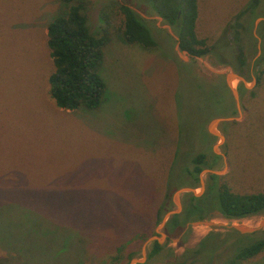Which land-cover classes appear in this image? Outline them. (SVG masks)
Returning a JSON list of instances; mask_svg holds the SVG:
<instances>
[{
	"label": "rangeland",
	"instance_id": "obj_1",
	"mask_svg": "<svg viewBox=\"0 0 264 264\" xmlns=\"http://www.w3.org/2000/svg\"><path fill=\"white\" fill-rule=\"evenodd\" d=\"M82 1L92 32L106 30L111 34L102 67L106 99L95 110L62 109L49 93L54 65L47 44L48 25L67 6L59 0H0V264H27L18 252L25 244L13 242L17 236L30 234L25 228L34 215L30 207H44L53 213L50 219L62 222L94 218L92 234H87L93 242L102 240L105 227L108 234L120 235L119 223L129 227L125 233H134L133 227L145 221L147 210H153L161 200V170L166 172L170 165L178 130L183 129L185 144L196 136V152L222 156L213 170L220 172L235 192L264 191V73L259 72V86L256 73V69L264 71V39L259 27L264 20L256 25V19L264 16V0L257 7L250 6L252 0H199V33L209 44L220 41L222 46L195 58L180 49L179 35L149 0ZM121 4L145 20L159 42L157 48L124 41ZM247 9L241 18L247 30L237 28L236 18ZM218 51L227 65L217 58ZM241 52L248 58V65L242 69L233 58ZM233 72L246 79L231 80L241 95V112L237 109L235 115L223 116L235 119L216 125V131L225 135L222 141L209 131L217 117L203 130L201 124L208 115L227 109L223 99L228 92L233 98L227 82ZM198 80H202L201 86ZM210 83L220 87L215 89ZM251 90L258 94L252 95ZM182 159L177 161L181 171ZM175 170L171 176L174 186L185 179ZM209 173L203 170L200 179L206 183ZM192 188L200 193L201 181ZM263 218L228 219L212 214L206 220L213 225L195 222L188 225L182 243L179 236L163 244L179 255L186 248L197 247L212 231L224 233L234 229L233 225L258 227ZM12 221L23 223L24 229L14 224L10 231H4ZM77 230H71L73 235H78ZM160 232L157 235L161 236ZM223 236L222 232L208 235L201 247L203 260H210ZM241 237L231 258L224 260V244L211 262L195 264H232L240 247L264 238V228L254 236ZM79 246L81 241L71 249ZM167 252L150 258L149 264H165ZM135 257L142 258V251ZM234 264H264V250Z\"/></svg>",
	"mask_w": 264,
	"mask_h": 264
},
{
	"label": "trees",
	"instance_id": "obj_2",
	"mask_svg": "<svg viewBox=\"0 0 264 264\" xmlns=\"http://www.w3.org/2000/svg\"><path fill=\"white\" fill-rule=\"evenodd\" d=\"M59 1L66 5L67 9L56 15L48 25L47 44L54 65V70L49 76V93L56 105L62 109L74 110L82 107L87 110H95L106 99L107 84L102 76V67L105 61V49L110 42L111 34L106 30L99 34L92 32L85 12V1ZM149 1L153 9L173 26L179 35L180 49L188 52L190 56L194 58L207 56L216 47L221 48L222 42L209 44L207 38L200 37L197 34L195 29L198 14L197 0ZM260 2L261 0H252L250 6L257 7ZM119 10L123 15L120 28L125 42L137 43L145 48H154L155 46L157 48L159 46L153 31L140 15L128 5L121 4ZM247 12L248 9L236 18L234 26L247 30L241 21V18ZM259 27L262 30L261 37L264 39V21L259 24ZM219 51L216 52L217 58L221 63L227 65L228 63L221 59L222 54ZM233 58L237 59L241 69L248 65V58L245 57L244 52H241L237 58L233 55ZM260 71H262L261 74L264 73L262 68L256 69L257 86L260 85L262 80V76H259ZM201 81H197L199 86H201ZM210 85L215 89L220 87L219 84L210 83ZM250 92L252 95L258 94L257 90H251ZM228 94L223 99L227 109L205 117L201 124L202 130L204 125L213 117L231 116L237 113L234 98ZM182 131L183 129L178 130L169 167L166 172L161 170L163 173L162 180L164 181L161 187V200L154 205L153 210H147L145 216H148V218H144L145 221L142 220L137 226L133 227L134 233H125V229L129 227L119 223L121 227L120 235L108 234L105 231L108 227H105V230L100 234L102 240L93 242L91 236L87 234L92 232L94 218L87 220L86 217H83L72 220L73 223L69 221L62 222L54 218L50 219L53 213L46 212L44 207H27L35 215L32 219L30 217V225L25 224L26 231H30V234L17 236L13 242L14 244L16 242L25 244L21 246L22 250L18 251L22 252L19 254L22 261L25 260L27 264H71L72 262H76L74 264H94L92 263V260H94L95 264H130V261L142 251L141 246L144 242L151 236L157 235L156 227L162 222L166 213L174 208L171 194L184 186L197 187L200 185V174L203 170L216 169L219 162H221L222 156L219 154H208L205 151L198 150L196 152V136L193 135L192 140L189 139L187 144L183 143ZM207 135L211 138L210 134ZM182 156L184 159H182L181 165H184V168L181 171L180 165L177 167V161L179 162L178 159ZM173 165L177 167L176 170H179L185 176V179L175 186L171 182V176L175 170V168H172ZM214 212H219L228 219L263 216L264 191L235 192L232 186L223 180L222 176L212 172L209 173L205 191L201 195L190 192L185 193L182 212L172 215L167 221L164 230L168 234V240L180 236V242L182 243L189 232V223L208 219ZM27 220L29 219L27 218ZM42 220H45V225L41 223ZM14 224H16V228L24 229L23 223L16 221L13 223L12 221V223L6 225L4 231H10L11 225ZM69 229L70 231L78 229L80 232L77 230L78 235H73V231L67 235L54 234L62 230L66 232ZM212 232H222L225 236L219 238L218 246H214L210 260L206 261L203 260V256L201 257V247L206 244L205 239ZM212 232L205 235L199 241L197 247L186 248L179 255L168 247L167 243L161 244L155 240L151 244L148 260L137 264H149L150 258L163 254L166 249L169 257L165 264H195L201 261L208 263L213 260V257L217 256L219 247L226 244L225 260L228 256L229 258L232 257L231 252H234L237 248V240L241 239V236H254L255 234H242L236 229H230L224 233L223 231ZM230 239H233V241H230ZM80 241L81 246L73 251L71 248ZM239 250L241 251L236 255L237 257L232 261V264L239 258H252L264 250V238H257V241L250 246L244 244V247H240Z\"/></svg>",
	"mask_w": 264,
	"mask_h": 264
},
{
	"label": "water",
	"instance_id": "obj_3",
	"mask_svg": "<svg viewBox=\"0 0 264 264\" xmlns=\"http://www.w3.org/2000/svg\"><path fill=\"white\" fill-rule=\"evenodd\" d=\"M181 13V11L179 12ZM264 20V17H259L257 20H256V25H258L261 21ZM234 78H238L239 80L245 82V78L239 74V73H230L229 76L227 77V82H228V86L230 87L231 89V92H232V96L235 100V104H236V107L238 109L239 112H241V95H240V92L238 89H235L231 86V80H234ZM256 77L253 79V84L256 83ZM230 83V85H229ZM235 118L234 117H231V118H227V117H217L215 119H213L210 123V126H209V131L214 134V135H217V136H220L221 140L224 141L225 140V135L224 134H219L215 129H214V126L215 125H218L219 123L223 122V121H228V120H234ZM225 156V155H224ZM208 172H212V173H216V174H219L220 172L216 171V170H213V169H207ZM201 181V192L200 193H195L194 192V188L190 187V186H184L180 189H178L177 191H175L174 195H173V202L174 204L176 205V208L168 211L166 213V215L164 216V219L162 220V222L159 224V226H157L156 228V231L157 232H160L161 229L164 230L165 226H166V223L167 221L169 220V218L174 215V214H177V213H180L182 212L183 210V203H182V196L181 194L182 193H193L195 195H201L205 189H206V183L204 180H200ZM195 222H197L198 224H207V225H213L212 222H210L209 220H199V221H194V222H191L190 224L188 225H192L194 224ZM233 228L236 229L237 231H239L240 233L242 234H253V233H256L258 232L259 230L263 229L264 228V218L263 220L260 222V225L258 227H244V226H241V225H233ZM160 235H153L151 236L148 240H147V243L144 244L143 246V249H142V258H137V257H134L131 261H130V264H137V263H143V262H146L147 260V257H148V252H147V246L150 242H153V241H158L159 243L163 244V242L165 240L168 239V234L164 231L160 232Z\"/></svg>",
	"mask_w": 264,
	"mask_h": 264
},
{
	"label": "crops",
	"instance_id": "obj_4",
	"mask_svg": "<svg viewBox=\"0 0 264 264\" xmlns=\"http://www.w3.org/2000/svg\"><path fill=\"white\" fill-rule=\"evenodd\" d=\"M197 3H198V14H197V18H196V25H195V29H196V32H197V34L200 36V37H203V38H207V37H205V36H203V35H201L200 33H199V28H198V23H199V0H197ZM259 17H264V16H259ZM258 17V18H259ZM257 18V19H258ZM256 19V20H257ZM208 39V38H207ZM147 259H148V257H147Z\"/></svg>",
	"mask_w": 264,
	"mask_h": 264
},
{
	"label": "flooded vegetation",
	"instance_id": "obj_5",
	"mask_svg": "<svg viewBox=\"0 0 264 264\" xmlns=\"http://www.w3.org/2000/svg\"><path fill=\"white\" fill-rule=\"evenodd\" d=\"M223 55V53H221ZM213 214H220L219 212H214Z\"/></svg>",
	"mask_w": 264,
	"mask_h": 264
},
{
	"label": "bare ground",
	"instance_id": "obj_6",
	"mask_svg": "<svg viewBox=\"0 0 264 264\" xmlns=\"http://www.w3.org/2000/svg\"><path fill=\"white\" fill-rule=\"evenodd\" d=\"M214 129L216 130V125L214 126Z\"/></svg>",
	"mask_w": 264,
	"mask_h": 264
}]
</instances>
